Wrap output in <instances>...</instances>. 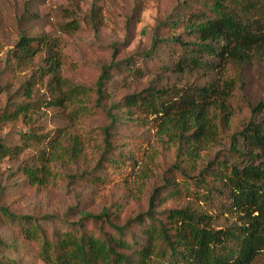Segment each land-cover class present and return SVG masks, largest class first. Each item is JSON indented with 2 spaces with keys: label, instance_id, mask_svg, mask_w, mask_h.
Here are the masks:
<instances>
[{
  "label": "trees",
  "instance_id": "1",
  "mask_svg": "<svg viewBox=\"0 0 264 264\" xmlns=\"http://www.w3.org/2000/svg\"><path fill=\"white\" fill-rule=\"evenodd\" d=\"M191 1L162 24L166 32L153 36L139 56L142 66L132 58L104 65L95 82L99 107L114 73L137 79L151 72L147 61L156 65L147 84L103 108L108 119L101 128L103 149L84 177L96 190L122 167L133 170L137 158L117 134L148 133L146 139L172 149L174 159L152 184L146 209L121 220L123 206L114 202L97 213L78 210L76 220L69 221L55 214L17 215L0 206L45 264H254L264 255V99L247 103L241 122L234 119L241 83L234 72L254 58L264 60V0ZM64 17L57 20L58 30L77 32L79 22ZM61 43L43 31L21 34L8 51L7 65L28 66L29 72L6 97L0 127L23 124L26 130H19L21 145L0 137V160L18 155L27 139L46 141L33 130L42 106L72 105L70 112L86 106L88 88L66 86L62 77ZM41 85L46 96L35 94ZM51 141L49 149L37 146L36 154L17 166L37 188L53 181L56 163L67 153L60 141ZM81 151L73 136L70 152ZM144 161L138 174L152 170L153 160ZM15 246L0 241V264H19L11 253Z\"/></svg>",
  "mask_w": 264,
  "mask_h": 264
},
{
  "label": "rangeland",
  "instance_id": "2",
  "mask_svg": "<svg viewBox=\"0 0 264 264\" xmlns=\"http://www.w3.org/2000/svg\"><path fill=\"white\" fill-rule=\"evenodd\" d=\"M186 2L187 6L192 4L191 0H0V109L20 77L29 72L28 66L12 67L5 62L8 51L21 34L43 31L60 37L61 72L66 86L79 84L89 91L86 106L80 111L70 112L72 105L65 109L41 107L33 130L46 137V141L27 139L28 145L22 147L18 155L0 160V206L17 215L55 214L69 221L76 220L78 215L74 212L78 210L97 213L114 202L123 206L121 220L146 209L152 184L174 159L173 150L154 143L152 137L148 141V133L123 130L117 134L130 143L137 158L138 164L133 170L122 167L119 173L108 175L96 190L89 187L91 185L84 177L93 170L103 149L101 128L108 123L103 108L117 102L132 88L147 84L157 71L153 69L156 65L147 61L151 72L137 79L124 71L114 73L104 86L108 96L100 100L99 107L95 105V82L104 65H123L132 58L142 66L145 60L140 57L150 48L153 36L166 32L162 24L177 11L182 12L180 8ZM62 17L64 21L76 19L79 30L73 34L60 32L56 23ZM234 73L241 76L240 88L234 95V106H237L234 119L238 123L248 114L247 103L251 105L264 99V60L254 58ZM34 89L37 96L47 95L48 91L42 85ZM19 130L25 131L26 126L0 127V137L11 145H21ZM73 136L82 148L77 156L70 152ZM49 139L60 141L67 153L56 163L53 181L45 188H37L24 180L17 166L35 155L37 146L49 149ZM144 158L152 159L154 165L152 170H147L150 174L140 171L141 177L136 171L145 165ZM0 241L16 244L11 253L19 264H45L38 258L36 246L21 239L15 223L1 213ZM254 264H264V255Z\"/></svg>",
  "mask_w": 264,
  "mask_h": 264
}]
</instances>
